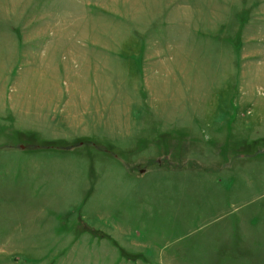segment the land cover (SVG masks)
I'll return each instance as SVG.
<instances>
[{"label": "rangeland", "instance_id": "1", "mask_svg": "<svg viewBox=\"0 0 264 264\" xmlns=\"http://www.w3.org/2000/svg\"><path fill=\"white\" fill-rule=\"evenodd\" d=\"M0 264H264V0H0Z\"/></svg>", "mask_w": 264, "mask_h": 264}]
</instances>
